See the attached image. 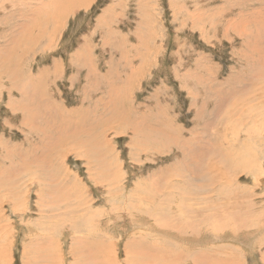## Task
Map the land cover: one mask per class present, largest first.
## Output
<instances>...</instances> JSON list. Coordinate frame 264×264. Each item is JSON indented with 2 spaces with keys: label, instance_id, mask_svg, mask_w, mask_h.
I'll return each instance as SVG.
<instances>
[{
  "label": "rangeland",
  "instance_id": "374dc122",
  "mask_svg": "<svg viewBox=\"0 0 264 264\" xmlns=\"http://www.w3.org/2000/svg\"><path fill=\"white\" fill-rule=\"evenodd\" d=\"M0 264H264V0H0Z\"/></svg>",
  "mask_w": 264,
  "mask_h": 264
},
{
  "label": "bare ground",
  "instance_id": "6f19581e",
  "mask_svg": "<svg viewBox=\"0 0 264 264\" xmlns=\"http://www.w3.org/2000/svg\"><path fill=\"white\" fill-rule=\"evenodd\" d=\"M55 30V29H54ZM15 72V71H14ZM209 148V147H208ZM46 153V152H45ZM100 157V156H99ZM138 218V217H137ZM151 220H153V219H151ZM170 224V223H169ZM164 225V224H163ZM172 225V224H171ZM104 226V225H103ZM107 225H105V227H106ZM233 226V225H232ZM263 226V225H262ZM165 227H166V225H165ZM23 228V227H22ZM109 228V227H108ZM192 228V227H191ZM162 229V228H161ZM237 229V228H236ZM27 230V229H26ZM29 230H31V229H29ZM240 230V229H239ZM211 231V230H210ZM209 231V232H210ZM226 231V230H225ZM259 231H260V229H259ZM123 232V231H122ZM121 232V233H122ZM257 232V231H256ZM187 233V232H186ZM210 233H212V232H210ZM233 233V232H232ZM115 234H116V232H115ZM162 234H164V233H162ZM206 234V233H205ZM208 234V233H207ZM170 235V234H169ZM212 235V234H211ZM110 236V235H109ZM197 236V235H196ZM195 236V237H196ZM220 237V236H219ZM179 238V237H178ZM177 238V239H178ZM200 238V237H199ZM207 238H209L208 236H207ZM232 238V237H231ZM239 238V237H238ZM250 238V237H249ZM186 239V238H185ZM190 239V238H189ZM254 239V236L252 237V238H250V239H248L247 240V243H248V245H249V242L250 241H252ZM182 240L184 241V237L182 238ZM187 240V239H186ZM188 241H191V240H188ZM238 241H239V239H238ZM203 242V241H202ZM256 242V241H255ZM191 243H193L192 241H191ZM198 243H199V241H198ZM260 243V242H259ZM194 244V243H193ZM196 244H197V242H196ZM252 243H250V245H251ZM254 244V243H253ZM256 244V243H255ZM255 244H254V246H255ZM244 246H245V244H244ZM170 247V246H169ZM195 247V246H194ZM203 248V247H202ZM205 248V247H204ZM254 248V247H253ZM257 248V247H256ZM249 250V249H248ZM238 259V258H237ZM221 260V259H220ZM236 260V259H235ZM167 263V262H166Z\"/></svg>",
  "mask_w": 264,
  "mask_h": 264
}]
</instances>
